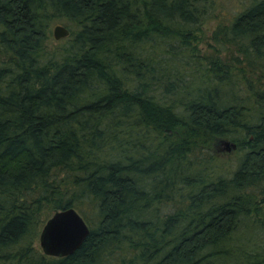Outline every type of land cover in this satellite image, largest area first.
<instances>
[{
    "label": "trees",
    "instance_id": "1",
    "mask_svg": "<svg viewBox=\"0 0 264 264\" xmlns=\"http://www.w3.org/2000/svg\"><path fill=\"white\" fill-rule=\"evenodd\" d=\"M219 1L0 0V264H264V0L212 33L235 64L194 43ZM68 207L89 234L45 255Z\"/></svg>",
    "mask_w": 264,
    "mask_h": 264
},
{
    "label": "water",
    "instance_id": "2",
    "mask_svg": "<svg viewBox=\"0 0 264 264\" xmlns=\"http://www.w3.org/2000/svg\"><path fill=\"white\" fill-rule=\"evenodd\" d=\"M52 32L57 40L69 35V30L61 24H56ZM220 143L226 147H236L235 143L229 141L222 140ZM88 234L89 228L85 220L75 208L68 207L54 211L45 221L39 233L38 243L45 255L65 256L74 252Z\"/></svg>",
    "mask_w": 264,
    "mask_h": 264
},
{
    "label": "rangeland",
    "instance_id": "3",
    "mask_svg": "<svg viewBox=\"0 0 264 264\" xmlns=\"http://www.w3.org/2000/svg\"><path fill=\"white\" fill-rule=\"evenodd\" d=\"M247 0H220L219 3H217L216 9L213 13V15L217 16H211L208 18L205 22V24L202 26V30L200 32H196V41L194 40V43L197 44L198 52L199 55L205 56V55H219L223 61L225 62H231L230 64H235V61L232 60L234 57H239L240 60L243 62V59L239 55V53L234 49V48H227V49H218L216 47L214 41L212 40V33L215 30L217 26V22L222 20V16L224 18H230V14L234 12H238L240 9L246 5ZM56 24H61L66 27L67 23L64 19H55L49 27V40L46 43L47 48L52 49L56 46H59L61 44V41L66 38H61V39H55L53 37V27ZM230 148V149H228ZM213 153L217 154L219 157H221L225 161H235L236 159V154H237V149L231 148V146L226 147L225 144H221L219 142H215L213 146L211 147ZM53 213V212H52ZM240 235L245 238L247 235L255 236V233H253L251 230H244L239 232ZM35 246L39 247L38 243V238L34 242Z\"/></svg>",
    "mask_w": 264,
    "mask_h": 264
}]
</instances>
